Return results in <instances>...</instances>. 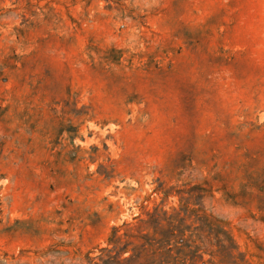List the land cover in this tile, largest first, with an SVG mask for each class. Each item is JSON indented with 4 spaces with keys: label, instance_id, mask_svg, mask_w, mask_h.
Wrapping results in <instances>:
<instances>
[{
    "label": "rangeland",
    "instance_id": "374dc122",
    "mask_svg": "<svg viewBox=\"0 0 264 264\" xmlns=\"http://www.w3.org/2000/svg\"><path fill=\"white\" fill-rule=\"evenodd\" d=\"M149 213L264 264V0H0V262L92 264Z\"/></svg>",
    "mask_w": 264,
    "mask_h": 264
},
{
    "label": "trees",
    "instance_id": "16d2710c",
    "mask_svg": "<svg viewBox=\"0 0 264 264\" xmlns=\"http://www.w3.org/2000/svg\"><path fill=\"white\" fill-rule=\"evenodd\" d=\"M149 219H139L137 225H125L129 232H119L113 228L109 246L101 249L98 261L89 259L92 264H199L204 255L209 254L210 264L218 255L232 258L234 264L240 257L234 240L228 232L219 225L216 232H173L169 218L159 219L157 213H149ZM162 221L166 222V229ZM208 226L209 222L206 223ZM152 230V232H145ZM214 235L217 251L206 252L204 243H211ZM198 242V243H197ZM128 254L125 256V254ZM243 262V260H241ZM53 264V262H50ZM220 263H224L220 261ZM0 264H3L0 262Z\"/></svg>",
    "mask_w": 264,
    "mask_h": 264
}]
</instances>
